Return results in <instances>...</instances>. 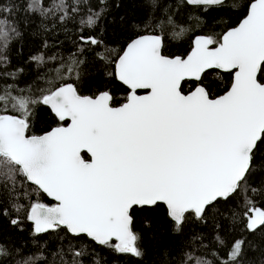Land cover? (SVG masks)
Returning <instances> with one entry per match:
<instances>
[{"label": "snow or ice", "instance_id": "6c2138e0", "mask_svg": "<svg viewBox=\"0 0 264 264\" xmlns=\"http://www.w3.org/2000/svg\"><path fill=\"white\" fill-rule=\"evenodd\" d=\"M185 2L215 5L223 0ZM150 6L158 7V0H150ZM54 7L64 10V0ZM11 11L0 8L3 48L10 37L6 15ZM100 15L92 11L81 23L92 28ZM167 22L173 23L170 16ZM80 41L100 43L84 35ZM161 43L159 36H141L118 57L116 75L130 89L119 107L111 105L107 93L81 96L68 82L48 88L39 99L10 91L0 95L5 110L10 104L18 113L0 115V200L18 196L19 181L57 202L31 206L28 219L35 233L62 227L71 237L86 236L139 256L137 237L129 228L133 205L163 202L178 228L186 213L203 219L219 198L238 190L255 150L264 143V0H254L240 23L219 39L198 38L187 58L165 57ZM80 63L71 58L57 69L55 79L67 81ZM213 69L232 76L230 87L216 98L208 81ZM182 81L195 82L188 94ZM137 89L148 92L137 95ZM34 104L48 106L70 124L41 136L26 135ZM249 211L248 230L264 226V211ZM113 238L119 243L110 244ZM242 244H233L230 260H236ZM82 255L74 252V264Z\"/></svg>", "mask_w": 264, "mask_h": 264}, {"label": "trees", "instance_id": "16d2710c", "mask_svg": "<svg viewBox=\"0 0 264 264\" xmlns=\"http://www.w3.org/2000/svg\"><path fill=\"white\" fill-rule=\"evenodd\" d=\"M250 1L188 5L184 0H158V7H151L150 0H81L79 4L64 0L66 8L59 10L54 7L58 0H0V8L12 9L6 15L7 47L0 41V95L10 91L18 97L39 99L48 88L68 82L81 96L108 92L111 105H116L125 99L127 88L116 81L113 64L129 40L153 33L161 37V54L182 57L196 35L219 39L245 15ZM73 7L77 10L72 11ZM92 11L101 15L94 27L87 28L81 21ZM81 35L100 43L84 45ZM73 57L81 62L78 73H72L67 81L55 79L57 69ZM230 80V73L209 70L211 97L224 92ZM181 83L183 93L195 84ZM30 107L26 135L42 134L59 123L47 106ZM1 113L18 115L10 104L7 110L0 104ZM16 187L18 196L0 200V264H74L76 251L83 255L75 258V264H264V226L252 231L247 228L249 209L264 211V143L255 150L238 190L227 199L219 198L203 219L186 213L177 228L163 204L132 207L130 229L137 237L139 256L98 245L86 236L71 237L62 227L33 233L27 218L29 208L51 201L27 184L18 181ZM238 240L243 244L232 261L229 253ZM110 244L114 245L113 241Z\"/></svg>", "mask_w": 264, "mask_h": 264}, {"label": "water", "instance_id": "95a60500", "mask_svg": "<svg viewBox=\"0 0 264 264\" xmlns=\"http://www.w3.org/2000/svg\"><path fill=\"white\" fill-rule=\"evenodd\" d=\"M224 1V0H223ZM184 2H185V0H184ZM254 2V0H252V1H250L249 2V4H248V6H247V9H246V13H245V15L234 25V26H232V27H229V28H227L225 31H223L222 33H221V35L220 36H222V34L224 33V32H226L227 30H229L230 28H234V27H236L239 23H240V21L247 15V11H248V8H249V6H250V4L251 3H253ZM186 3V2H185ZM186 4H188V3H186ZM188 5H190V4H188ZM203 5V4H202ZM153 35H155V36H158V35H156V34H153V33H145V34H141V35H138V36H136V37H134V38H132L131 40H129L126 44H125V46L123 47V49H122V51L119 53V55L116 57V59H115V61H114V64H113V73H114V76H115V79H116V81L117 82H119V83H121L123 86H125L126 88H128L126 85H124L123 84V82L122 81H120L119 79H118V77H117V75H116V62H117V60H118V57L120 56V55H122L123 54V51L126 49V47H127V45L129 44V43H131L133 40H135V39H137V38H139V37H141V36H153ZM220 36H219V38H220ZM202 37H207V36H204V35H196V36H194L193 37V39H192V42H191V47H190V49H189V51L184 55V56H182V58H187V56H188V54L191 52V50H192V48L194 47V42L198 39V38H202ZM163 55V54H162ZM165 57H169V58H172V57H176V56H166V55H164ZM181 57V56H180ZM217 70H220V71H223V70H221V69H217ZM231 80H232V76H231ZM231 80H230V83H231ZM230 83H229V86L227 87V89L230 87ZM226 89V90H227ZM129 91H130V89H128ZM138 90H145V89H138ZM192 90V89H191ZM225 90V91H226ZM129 91H128V94H129ZM225 91L224 92H222L221 94H219V95H223L224 93H225ZM147 92H148V90H145V92L144 93H142V94H138V95H145V94H147ZM103 93H106V92H100V93H98L96 96H94L93 98H95V97H98L99 95H101V94H103ZM189 93V91L188 92H186V93H184V94H188ZM108 94V93H107ZM128 94H127V96H128ZM219 95H217V96H219ZM217 96H215V97H212V98H216ZM121 106V105H120ZM48 107V106H47ZM117 107H119V106H117ZM49 108V107H48ZM49 110H50V108H49ZM50 112H51V110H50ZM52 113V112H51ZM53 114V113H52ZM0 115H12V114H8V113H1ZM54 115V114H53ZM55 116V115H54ZM55 118H57L58 120H59V118L58 117H56L55 116ZM68 124H70V121H67V123L65 124V125H58V126H54V127H52V128H50L48 131H46V132H44V133H42V134H39V135H28V136H41V135H44L45 133H47V132H50L53 128H55V127H60V126H63V127H67L68 126ZM87 156H88V154L87 153H85ZM88 159H90V156H88ZM42 192V191H41ZM43 193V192H42ZM48 199H50L51 201H53L54 203H53V205H51V206H55V204L57 203L55 200H53L51 197H49V196H47V194L46 193H43ZM157 203H160V204H163L164 205V207H165V209H166V212H167V206L163 203V202H157ZM51 206H49V207H51ZM134 206H140V205H133L132 207H134ZM31 208V207H30ZM30 208H29V210H28V213H27V218H28V215H29V213H30ZM129 212H130V209H129ZM168 215V214H167ZM169 217V216H168ZM28 221L31 223V225H32V231H33V233H35L34 232V228H35V225H34V222L33 221H31V220H29L28 219ZM129 228H130V225H129ZM130 231H131V229H130ZM132 232V231H131ZM41 233H43V232H41ZM35 234H40V233H35ZM88 238V237H87ZM112 241H113V243H114V245H116V244H118L119 242L118 241H116L115 240V238H113L112 239Z\"/></svg>", "mask_w": 264, "mask_h": 264}, {"label": "flooded vegetation", "instance_id": "af4514ba", "mask_svg": "<svg viewBox=\"0 0 264 264\" xmlns=\"http://www.w3.org/2000/svg\"><path fill=\"white\" fill-rule=\"evenodd\" d=\"M128 88H127V93H126V96H125V99L123 100V101H121L120 103H118V104H116V105H112L113 107H117V106H120V105H122L125 101H126V97H127V94H128ZM190 91V90H189ZM101 92H105V91H101ZM145 92V90H136V94L138 95V94H142V93H144ZM100 93V92H99ZM106 93H108V92H106ZM109 94V93H108ZM97 95V94H96ZM96 95H94V96H96ZM110 95V94H109ZM94 96H89V97H94ZM55 117V116H54ZM56 120L59 122L57 125H55V126H58V125H65L66 123H67V121H61V120H58L57 118H56ZM87 156V155H86ZM87 158H88V156H87ZM50 200V199H49ZM51 201V200H50ZM53 201H51V204H49V205H46V206H51V205H53Z\"/></svg>", "mask_w": 264, "mask_h": 264}, {"label": "rangeland", "instance_id": "374dc122", "mask_svg": "<svg viewBox=\"0 0 264 264\" xmlns=\"http://www.w3.org/2000/svg\"><path fill=\"white\" fill-rule=\"evenodd\" d=\"M251 209H252V208H251ZM252 215H253V213L249 211V213L247 214V223H248V221H249V217L252 216Z\"/></svg>", "mask_w": 264, "mask_h": 264}]
</instances>
